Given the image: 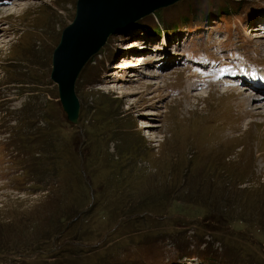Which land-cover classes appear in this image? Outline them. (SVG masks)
Here are the masks:
<instances>
[{
  "label": "rangeland",
  "instance_id": "1",
  "mask_svg": "<svg viewBox=\"0 0 264 264\" xmlns=\"http://www.w3.org/2000/svg\"><path fill=\"white\" fill-rule=\"evenodd\" d=\"M78 1L0 0V264H264V115L194 78L264 65V0H182L111 34L74 124L51 73Z\"/></svg>",
  "mask_w": 264,
  "mask_h": 264
},
{
  "label": "water",
  "instance_id": "2",
  "mask_svg": "<svg viewBox=\"0 0 264 264\" xmlns=\"http://www.w3.org/2000/svg\"><path fill=\"white\" fill-rule=\"evenodd\" d=\"M182 0H79L53 56L51 79L58 84L62 107L72 123L79 122L76 83L111 34Z\"/></svg>",
  "mask_w": 264,
  "mask_h": 264
},
{
  "label": "bare ground",
  "instance_id": "3",
  "mask_svg": "<svg viewBox=\"0 0 264 264\" xmlns=\"http://www.w3.org/2000/svg\"><path fill=\"white\" fill-rule=\"evenodd\" d=\"M18 5H20V6H23L24 8H25V10H26V12H29V11H33V10H38L39 9V7H41V6H39V4H37V3H30V4H27V3H18ZM17 5V6H18ZM40 20H42V19H40ZM39 20V21H40ZM46 21V20H45ZM33 22V21H32ZM37 22H35L33 25H35ZM258 24H259V26H257V30H260V29H262V28H264V20H262V21H260V23L258 22ZM257 24V25H258ZM35 27V26H34ZM38 29H39V27H38ZM4 30H5V28H4ZM30 30V29H29ZM37 30V29H36ZM27 32H25V35H27L30 31H28V30H26ZM38 31V32H37ZM37 31H33V33H34V39L36 38H40V35H41V31L40 30H37ZM261 31H259V32H255V34H253L251 37H252V39L254 38V39H257V38H262L264 35L262 34V33H260ZM264 32V31H263ZM27 33V34H26ZM29 35V34H28ZM28 40V39H27ZM262 40V39H261ZM31 41V40H30ZM134 47V46H133ZM181 56V55H180ZM146 57H149V55H142V56H139V58H138V60H137V62L139 61V63H138V65H140L139 67H137V68H141V67H145L149 62H148V60L146 59ZM171 58H174V60L175 59H177L178 57L177 56H173V57H171ZM151 59V58H150ZM149 59V60H150ZM129 63H132V65H133V62H128V64ZM126 66H127V64H126ZM148 74V75H147ZM226 74V73H225ZM236 74V73H235ZM260 74H264V70H261V72H260ZM146 75L148 76V77H150V76H153V74H152V72H147L146 73ZM132 76H134V75H132ZM153 77H156V74L153 76ZM227 78H228V81H230V82H233V83H239L238 82V80H234V79H232L231 78V75H229V74H227V76H226ZM137 78V77H136ZM136 78H134V79H136ZM138 79V78H137ZM255 81H258L259 82V85H260V87H261V84L262 83H264V75H262L261 76V79H262V81H261V79H260V77L259 76H254V78H253ZM220 82H221V80H220ZM158 83V82H157ZM161 87V86H160ZM233 87L234 88H236V89H238L239 90V86H236V85H233ZM262 87H263V85H262ZM223 89V88H222ZM229 89V87L228 88H226V89H223L222 91L223 92H226V90H228ZM263 89V88H262ZM264 90V89H263ZM191 92V91H190ZM253 92V91H252ZM252 92H250V94H249V97L247 98V100L248 101H251L253 98H254V95L256 94V93H254V95L253 94H251ZM260 93V92H259ZM257 95V94H256ZM204 96H205V94H204ZM259 99L261 98V97H258ZM257 99V98H256ZM262 99V98H261ZM244 101V100H243ZM262 103V102H261ZM263 105H259V106H257L256 105V107H254V108H250V110H249V117L252 115V114H254V115H261V116H263L264 115V103H262ZM258 109V110H257ZM151 114V113H150ZM154 125V124H153ZM152 125V123H150V124H146V122H143V124H142V127H149V126H153ZM241 136V135H240Z\"/></svg>",
  "mask_w": 264,
  "mask_h": 264
}]
</instances>
